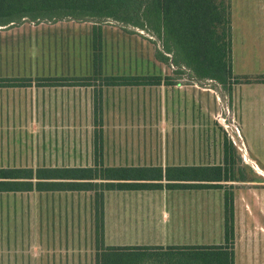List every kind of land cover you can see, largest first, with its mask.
<instances>
[{
  "label": "rangeland",
  "instance_id": "1",
  "mask_svg": "<svg viewBox=\"0 0 264 264\" xmlns=\"http://www.w3.org/2000/svg\"><path fill=\"white\" fill-rule=\"evenodd\" d=\"M169 59L151 30L110 18L0 25V168H105L128 156L191 157L231 170L235 184H223V193L236 200L235 212L248 210L247 193L262 186L264 169L234 142L232 91L240 79L197 80ZM151 75L161 85L111 86L104 79ZM224 141L234 149L226 165ZM103 194L100 237L94 191L0 193V264H95L105 247L160 246L159 254L223 238L216 192L206 213L193 204L199 199L186 204L183 191ZM261 199L252 224L264 225ZM235 222L251 224L239 214Z\"/></svg>",
  "mask_w": 264,
  "mask_h": 264
},
{
  "label": "trees",
  "instance_id": "2",
  "mask_svg": "<svg viewBox=\"0 0 264 264\" xmlns=\"http://www.w3.org/2000/svg\"><path fill=\"white\" fill-rule=\"evenodd\" d=\"M229 0H0V25L31 22L90 21L113 19L151 30L162 40L170 63L189 71L197 80L227 82L232 77ZM165 60L168 58L164 57ZM111 86H159L158 76L105 77ZM84 80V79H80ZM264 82V80H262ZM224 164L234 149L224 141ZM230 153V154H229ZM228 169L209 166L197 169L155 168H0V193L88 192L95 195L96 234L103 236V192L178 189H218L232 181ZM166 181V183H162ZM192 182L183 184L180 182ZM224 244L226 247H105L95 264H233V199L224 193ZM136 249V250H135ZM138 249H141L139 251ZM152 249L151 253H144ZM168 251H170L168 253ZM169 259H165L168 258Z\"/></svg>",
  "mask_w": 264,
  "mask_h": 264
},
{
  "label": "crops",
  "instance_id": "3",
  "mask_svg": "<svg viewBox=\"0 0 264 264\" xmlns=\"http://www.w3.org/2000/svg\"><path fill=\"white\" fill-rule=\"evenodd\" d=\"M230 5V40H231V64L232 76L234 79H240V82L233 84L232 91V125L237 130V141H234L238 148L256 166L264 169V0H229ZM242 80V81H241ZM66 87H76L67 85ZM95 147V146H94ZM101 149L98 145L97 148ZM141 157L128 156L120 165L104 166L105 168H155V169H197L209 166H221L204 164L193 161L191 157L176 158L172 161L165 160L162 157L156 159H145ZM76 167V166H75ZM82 168H97L102 166L93 165ZM235 181L221 182V188L218 189H178L174 188L168 191L184 193V201L199 199V208L207 212L209 203L215 197L216 192L222 196V203L217 207V211L222 213V235L221 240L201 245H173V247H226L224 244V189L223 184H235ZM163 185L166 181H162ZM183 184H192L184 181ZM167 190L164 187L156 190ZM111 192V191H106ZM127 192V191H116ZM211 193V195H210ZM253 195L248 191L249 203L248 210L241 209L238 212L234 210L236 200H233V232L234 237L229 250L232 253L233 264H264V225L252 224L254 209H257V203L260 207L264 200V183L256 189ZM205 194V195H204ZM104 195V194H103ZM213 197V198H212ZM233 199V196H232ZM194 201V200H193ZM189 202V201H188ZM196 202V200H195ZM213 203V201H211ZM219 201H217V204ZM186 204H189L186 202ZM188 206V205H186ZM192 208V207H191ZM254 208V209H253ZM264 215V209L258 210ZM249 223L243 226H237L235 219L238 214ZM237 214V215H236ZM253 217V218H252ZM252 218V219H251ZM74 236V235H73ZM78 236V233H77ZM45 237V236H44ZM55 238V237H54ZM106 239V237H105ZM55 241V239H54ZM133 247V246H132ZM138 247V246H134ZM160 247V246H151Z\"/></svg>",
  "mask_w": 264,
  "mask_h": 264
}]
</instances>
